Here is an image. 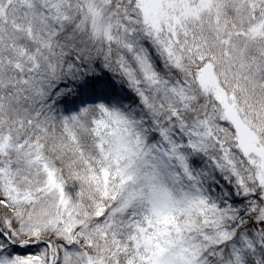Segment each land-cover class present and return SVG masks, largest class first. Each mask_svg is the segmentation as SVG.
<instances>
[{"label":"snow or ice","instance_id":"obj_1","mask_svg":"<svg viewBox=\"0 0 264 264\" xmlns=\"http://www.w3.org/2000/svg\"><path fill=\"white\" fill-rule=\"evenodd\" d=\"M0 264H264V0H0Z\"/></svg>","mask_w":264,"mask_h":264}]
</instances>
